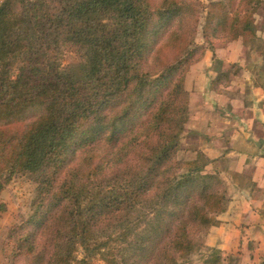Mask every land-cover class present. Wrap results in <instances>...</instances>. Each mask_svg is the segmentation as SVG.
Returning <instances> with one entry per match:
<instances>
[{
    "label": "trees",
    "instance_id": "1",
    "mask_svg": "<svg viewBox=\"0 0 264 264\" xmlns=\"http://www.w3.org/2000/svg\"><path fill=\"white\" fill-rule=\"evenodd\" d=\"M260 4L208 5L205 42L250 46ZM190 9L187 0L0 3V193L19 172L36 184L32 214L14 229V264H181L219 226L224 181L203 173L206 159L177 157L184 71L205 51ZM258 55L264 90V44ZM220 78L211 89L224 94ZM211 251L204 264H217Z\"/></svg>",
    "mask_w": 264,
    "mask_h": 264
},
{
    "label": "crops",
    "instance_id": "2",
    "mask_svg": "<svg viewBox=\"0 0 264 264\" xmlns=\"http://www.w3.org/2000/svg\"><path fill=\"white\" fill-rule=\"evenodd\" d=\"M203 61L194 67L202 70L209 67L210 64L205 65ZM234 64L243 66L238 61ZM242 72L225 88L224 94L209 87V100L204 96V75L192 89L186 80L189 117L185 126L197 135L200 140L197 152L209 161L204 168L207 172H203L217 173L225 183L226 192L230 186L237 197L238 205L234 204L237 220L229 224L220 222L213 227L205 238V245L218 250L232 245L241 246L242 250L253 246L248 256H243V261L264 264V147L261 142L264 140V90L255 85L250 71ZM214 102L225 112L217 110ZM228 198L227 210L231 207ZM230 229L235 231L234 237L227 234Z\"/></svg>",
    "mask_w": 264,
    "mask_h": 264
},
{
    "label": "rangeland",
    "instance_id": "3",
    "mask_svg": "<svg viewBox=\"0 0 264 264\" xmlns=\"http://www.w3.org/2000/svg\"><path fill=\"white\" fill-rule=\"evenodd\" d=\"M4 0H0V3ZM191 3L190 13L194 15L195 10L199 13L198 27L193 39V43L196 45H201L204 47L205 51L202 58L196 62L190 64L186 71H184V82L187 80V85L189 88H194L197 86V79L202 78L206 81L205 86V98L208 99V89L211 88L212 78H216L217 72H220V88L225 91L230 84V82H235L243 72L247 71L253 75L257 72L259 64H261L262 59L258 55V47L264 44V0H261V4L254 15V25L256 27V38L250 43V46L246 47L242 44L241 40L230 42L227 45H223L219 42H214V44L208 45L204 40L203 25L206 17L207 6L213 3H217L220 0H187ZM196 4H193V3ZM181 40H184V35H181ZM177 42L175 41V46ZM213 49L210 47L213 46ZM233 53V54H232ZM172 52L166 49L162 55L164 57H171ZM200 54V53H199ZM198 54V55H199ZM167 58V59H168ZM204 60V61H203ZM206 62L204 70L200 67H194L195 64L199 62ZM235 61L241 62L242 67L235 66ZM194 71V73L192 72ZM196 70V72H195ZM210 71L216 72V74H208ZM199 74V75H196ZM188 76V78H187ZM186 88V86H185ZM188 92V91H187ZM189 94V92H188ZM213 102V101H211ZM215 103V108L225 112L220 104ZM189 106V105H188ZM186 124V123H185ZM200 145V140L197 135L193 132H189L186 126H183L182 133L179 138L178 154L177 157L184 163H190L193 161L201 162L205 158L203 155L197 152V148ZM205 171V170H204ZM207 172V171H205ZM203 172V173H205ZM206 174V173H205ZM228 197L231 200V207L222 214H219L217 219L221 223L229 224L234 223L237 220V215L235 213L234 204L238 205L233 193V189L228 186ZM36 196V184L33 175L29 173L19 172L14 174L6 187L0 193V264H14V249H15V239H14V229L26 221L32 214V203ZM229 199V198H228ZM235 231L228 230L227 234L229 237H234ZM209 234V233H208ZM207 234V235H208ZM246 248V249H245ZM242 250L241 246H230L224 248L226 250H219V256L216 258L217 264H250L243 261V256H248V251L252 250L254 247H245ZM212 249L209 246H200L195 250L186 260L181 264H204V261L209 259L212 255ZM216 254V253H214ZM78 259L82 258V254H78ZM22 263V261H21ZM92 264H106V262L96 257ZM258 264V263H254Z\"/></svg>",
    "mask_w": 264,
    "mask_h": 264
},
{
    "label": "water",
    "instance_id": "4",
    "mask_svg": "<svg viewBox=\"0 0 264 264\" xmlns=\"http://www.w3.org/2000/svg\"><path fill=\"white\" fill-rule=\"evenodd\" d=\"M261 142H262V144H263V147H264V140H262Z\"/></svg>",
    "mask_w": 264,
    "mask_h": 264
}]
</instances>
